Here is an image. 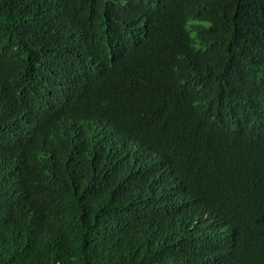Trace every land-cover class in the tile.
I'll use <instances>...</instances> for the list:
<instances>
[{
	"label": "trees",
	"instance_id": "1",
	"mask_svg": "<svg viewBox=\"0 0 264 264\" xmlns=\"http://www.w3.org/2000/svg\"><path fill=\"white\" fill-rule=\"evenodd\" d=\"M0 264H264V0H0Z\"/></svg>",
	"mask_w": 264,
	"mask_h": 264
},
{
	"label": "bare ground",
	"instance_id": "2",
	"mask_svg": "<svg viewBox=\"0 0 264 264\" xmlns=\"http://www.w3.org/2000/svg\"><path fill=\"white\" fill-rule=\"evenodd\" d=\"M203 136V135H202ZM249 136V135H248ZM237 140V139H236ZM230 148V147H229ZM232 149V148H231Z\"/></svg>",
	"mask_w": 264,
	"mask_h": 264
}]
</instances>
